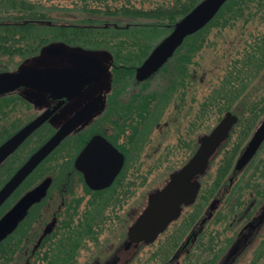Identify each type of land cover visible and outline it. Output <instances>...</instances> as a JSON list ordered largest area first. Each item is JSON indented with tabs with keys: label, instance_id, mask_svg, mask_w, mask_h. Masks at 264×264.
Returning a JSON list of instances; mask_svg holds the SVG:
<instances>
[{
	"label": "flooded vegetation",
	"instance_id": "obj_1",
	"mask_svg": "<svg viewBox=\"0 0 264 264\" xmlns=\"http://www.w3.org/2000/svg\"><path fill=\"white\" fill-rule=\"evenodd\" d=\"M37 3L28 0L25 6L33 8ZM21 4L13 1L10 6ZM62 6H58L53 18L41 16L45 12L39 10L31 11L27 17H0V29L11 31L5 45L12 44L0 49V75L25 67H71V55L75 53L96 56L102 62L86 66L91 71L86 74L97 79L84 84L73 97L54 96L26 85L0 95V112L24 105L29 114L21 125L0 124V138L5 137L0 145L31 121L50 113L14 151L28 148L24 159L14 167L11 153L0 163V191L63 125L80 111H88L85 119L0 203L1 223L27 193L49 182L45 193L37 195L16 227L0 239V264H264V164L256 163L264 153V139L249 161L238 167L240 157L264 121V61L258 58L264 57V51L250 49L248 58L243 49L233 55L243 57V53V61L250 63L238 61L241 67L231 75V51L227 50L230 54L224 59L230 65L219 87L224 89L227 75L234 76L231 99L242 100L248 105V113L227 110L224 114L232 112L238 119L211 159L210 167L221 153L215 177L208 178L210 170L200 177L195 201L183 205L180 215L154 240H132L130 227L148 206L151 193L164 187L176 170L143 201L137 192L129 191L130 181L139 183V177H130L129 173L159 170L162 162L170 163L177 148L172 143L177 140L171 138V125L175 126L183 115L177 113L176 102L179 98L189 99L191 87L205 81V76L194 71L193 58L186 64L184 75L176 71L178 48L159 69L141 77L143 63L171 33L166 32L146 48L142 32L149 23L141 17L137 21L116 18L84 24L123 31L114 35L119 34L126 47L93 49L67 41L64 25L75 27L80 22L76 15L66 16ZM75 11L79 14L78 9ZM49 30L52 36L47 34ZM244 43L240 41L241 45ZM52 47L62 48L65 54L49 52ZM254 84L256 89L251 87ZM161 86L169 87L176 96L162 99ZM246 87L255 93L241 98ZM170 105L175 113H167ZM189 109L185 116L191 114L192 108ZM206 134L197 138L196 149L192 148V138L185 136L180 142V147H186L189 153L181 167ZM233 134L240 140L231 141ZM90 143L93 150L87 158L82 153ZM163 151L169 156L161 160ZM129 194L133 198L137 195L138 205L126 211L117 208L128 200Z\"/></svg>",
	"mask_w": 264,
	"mask_h": 264
},
{
	"label": "water",
	"instance_id": "obj_2",
	"mask_svg": "<svg viewBox=\"0 0 264 264\" xmlns=\"http://www.w3.org/2000/svg\"><path fill=\"white\" fill-rule=\"evenodd\" d=\"M228 0H203L187 15H185L173 32L166 37L150 54L140 68V76L148 77L159 69L166 60L178 49L186 36L191 35L206 26L219 12ZM52 53H64L62 48H48ZM71 67H25L19 72H4L0 75V95L13 91L26 85L39 91L51 92L54 96H75L84 84L90 82V70L87 65L102 63L96 56L84 54H72ZM82 67L83 69L78 68ZM50 113H44L28 123L5 142L0 145V163L13 153L22 142L44 121ZM88 115V111H80L71 118L60 130L36 151L25 162L16 174L0 191V203L18 187L27 175L58 145V143L74 130ZM237 116L228 112L216 127L200 140V146L188 162L180 169L173 172L166 185L151 193L148 206L130 227L129 233L132 240L152 241L163 231L168 224L180 215L183 205L193 203L200 189V177L205 175L210 168L211 159L218 151L220 145L228 138L230 131L237 121ZM264 139V121L256 131L246 150L239 159L238 167L245 165L254 155L260 143ZM93 150L90 143L82 153L89 158ZM112 178L106 182L108 184ZM49 182H45L38 188L27 193L0 223V239L13 230L19 220L24 217L28 207L37 199V195H43Z\"/></svg>",
	"mask_w": 264,
	"mask_h": 264
},
{
	"label": "rangeland",
	"instance_id": "obj_3",
	"mask_svg": "<svg viewBox=\"0 0 264 264\" xmlns=\"http://www.w3.org/2000/svg\"><path fill=\"white\" fill-rule=\"evenodd\" d=\"M33 2H38V5H34L37 8H39V11H44L47 13V17L53 18L56 15L57 8L64 7V13L66 16H74L77 15L75 10H81V7L83 4H90L92 6H116V5H123V4H130L139 8H151L158 4H164L168 3L169 0H106V1H100V0H89L87 2H84L82 0H30ZM41 3V5H40ZM56 6V7H55ZM54 7V8H52ZM263 6H260L258 11L255 13L256 16L254 17V21H257L258 25L253 24L254 27L257 26L258 28H263L264 24V8ZM42 13V12H41ZM71 21H74L73 19H70ZM82 19L79 18L78 21L80 22ZM249 26V25H247ZM263 26V27H262ZM242 27V26H241ZM239 30L237 25L226 27L223 29H220L218 25H214L209 29V32L207 34V39L204 44V48L197 53L196 56L193 58V68L194 71L198 73L199 76L204 75L205 81L202 82H195L194 85L191 87V97L186 100L178 99L180 101L176 102L177 108H178V114L183 113V115L180 117V120L175 124V126L171 125V138H175L177 142L176 143L177 148L176 152L172 154V158L170 157V163L162 162L161 160L165 159V157H168L169 155L163 151L161 152V160L160 163L163 165L159 170H152L149 171L148 169L143 170L140 172L138 170V175L136 174L137 171H131L129 173L130 177L139 179L138 185L134 184V181H130L128 184L129 191L132 193L137 192L139 197L142 199L146 198L148 194L153 191L155 188H160L163 186L164 181L169 177V175L179 169L188 159L189 153L186 147L184 149L180 147V142H183L184 139L192 138V148L196 149L197 146V138L201 136L202 134L206 132H211L213 128L216 127L218 122L221 120V118L224 116L227 110H232L234 112H242L247 109L248 105H244L241 103L242 100H232L231 97L233 95L231 84L234 83V76H231L227 80H225L224 89L220 90V85L222 84L224 78L223 75H226V71L229 67V62L225 60V56L227 57L228 54H230L231 51V59L232 64L234 65V59L235 56L238 55L241 50L242 46L240 44V41L243 39L241 36L248 35V33H244L243 27ZM246 29V28H245ZM244 29V30H245ZM166 30H162L156 34L153 35H147L145 38L148 42L155 44L159 39L163 38L165 35ZM49 36H52L51 30L47 32ZM239 37L241 38L239 40ZM228 50V51H227ZM238 58V56H237ZM247 74V73H246ZM226 77V76H225ZM223 79V80H222ZM241 86V85H240ZM237 86V87H240ZM253 89H256V84L251 86ZM257 91V90H256ZM161 98L165 99L170 97H175V93H171L169 87L165 86L160 89ZM255 91L251 90L250 88L247 91V87L245 90V93L241 96H253ZM173 100H171L172 102ZM16 103H19L18 100H16ZM20 104V103H19ZM13 106V105H12ZM24 105H17L13 106L10 109L8 107L4 109L2 112H0V124L5 126H12V125H21L22 123L26 122L29 114L23 109ZM192 108L191 114L189 116H185V112H190V109ZM176 109L174 106L169 107V110L167 113H175ZM248 113V111H245V113ZM165 113L164 115H167ZM240 130V126L238 128V131ZM186 136V137H185ZM181 138V140H180ZM240 137L237 134H233L231 137V141L234 142ZM4 139V138H3ZM1 139V140H3ZM174 140V139H172ZM174 140V141H176ZM185 143V142H184ZM183 143V145H184ZM232 144V142H230ZM186 146V145H185ZM28 152V148H23L17 150L15 153L13 152V156L11 157V161L13 162L14 167L17 166L26 156ZM264 152V151H263ZM221 159V153L218 154V156L213 160V164L210 167V171L208 174V178L211 180L215 177L218 164ZM264 164V153H262L261 158L257 159L256 163ZM2 176V175H1ZM137 188V189H136ZM136 195V194H135ZM130 197H128V200L122 204L121 206H118L117 208L123 209V210H132V208H135L134 204L138 205V202L136 201V196L134 198L131 194H129ZM87 201V199H86ZM85 201V202H86ZM136 203H135V202ZM231 264V263H228Z\"/></svg>",
	"mask_w": 264,
	"mask_h": 264
},
{
	"label": "trees",
	"instance_id": "obj_4",
	"mask_svg": "<svg viewBox=\"0 0 264 264\" xmlns=\"http://www.w3.org/2000/svg\"><path fill=\"white\" fill-rule=\"evenodd\" d=\"M13 1L22 4L16 8H12L10 4H12ZM27 1L28 0H0V17H27L30 16L31 11L39 10V8L36 6L33 8H28L25 6V2ZM82 1L87 2L89 0ZM202 1L203 0H169L168 3L158 4L151 8H139L130 4L116 6H92L85 3L81 7L79 14L76 15L82 19L80 21V25L75 27L64 25L63 32L65 38L68 39L67 41L75 42L84 47L93 49L115 47L118 49L122 47L121 45L126 47L119 35L123 31L115 30L113 28L95 29L84 24L89 22H102L116 18H128L131 20H136L137 18L141 17L146 19L145 23H149V26H146L142 32L144 33L143 40L147 43L145 47L149 48L148 44L150 42L145 39L147 38V35H153V33L156 34L162 30H166L168 33L172 32L180 20ZM260 6H263L264 8V0H228L222 6L217 15L204 28L185 38L184 42L176 52V71L183 75L185 74L186 64L205 47L204 44L208 37L207 34L209 29L214 25H218L220 29L237 25L239 30H241L240 27L242 26V32L248 33V35H245V37L243 36L245 43L242 46V49L247 53V58L250 49L264 51V24L262 26L263 28L258 29L257 26H253V24L258 25V22L254 21V17L256 16L255 13L258 11ZM41 14V16L44 17H47L48 15L47 13ZM148 20L150 22H148ZM153 28L155 30H152ZM10 33L11 31L8 29H0V49L12 47V44L8 46L5 45L9 41L7 40V37L10 35ZM114 33L119 34L116 36ZM151 44L152 43H150V45ZM185 50L188 52H185ZM240 55L243 57L237 58V56H235L234 65L231 64V75L233 71L239 70L238 68L241 67L240 64L248 65L250 63L249 61H243V53ZM258 58H262L261 61H264L263 56H258ZM238 61H241L239 62L240 64H237ZM229 76L227 75V79ZM3 138L5 137L2 136L0 140Z\"/></svg>",
	"mask_w": 264,
	"mask_h": 264
}]
</instances>
